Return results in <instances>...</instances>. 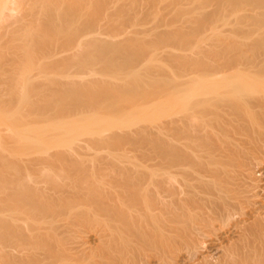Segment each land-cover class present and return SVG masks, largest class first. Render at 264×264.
<instances>
[{
    "label": "bare ground",
    "instance_id": "6f19581e",
    "mask_svg": "<svg viewBox=\"0 0 264 264\" xmlns=\"http://www.w3.org/2000/svg\"><path fill=\"white\" fill-rule=\"evenodd\" d=\"M166 2L177 22L200 21L160 30ZM181 2L0 0V264H264V140L245 133L264 130V48L252 50L264 45V0H189L192 12ZM231 12V30L249 20L243 41L215 31ZM167 40L178 50L198 43L194 62L168 70L150 57ZM44 65L81 74L57 80ZM160 97L161 134L146 135V120L133 121ZM111 118L128 129L110 135ZM79 122L98 139L76 138ZM124 136L136 150L87 163L82 149ZM86 223L98 231L72 232Z\"/></svg>",
    "mask_w": 264,
    "mask_h": 264
},
{
    "label": "rangeland",
    "instance_id": "374dc122",
    "mask_svg": "<svg viewBox=\"0 0 264 264\" xmlns=\"http://www.w3.org/2000/svg\"><path fill=\"white\" fill-rule=\"evenodd\" d=\"M181 1V0H180ZM179 2V1H178ZM187 2H189V0H182V2L181 3H183V4H177V5H179L180 7H186L185 9H187V7H190V9L191 8H193V10H194V6H190V2L189 3H187ZM177 5H175V6H177ZM184 5V6H183ZM159 6V5H158ZM157 6V7H158ZM172 6H173V10L171 9L172 8ZM167 7V8H166ZM170 7V8H169ZM178 7V6H177ZM176 7V8H177ZM213 6H210L209 7V10H211V11H214V8H212ZM156 8V7H155ZM154 8V9H155ZM168 8H169V10H168ZM176 8L174 7V5H169L168 4V2H166V4L164 3L163 4V7H162V5L161 6H159L158 8H156V9H158V10H156V11H158V13L161 15V13L164 15L165 14V16H163V21H162V24L163 25H161L162 27H160V30H162L163 31V29H164V32L166 31V32H169V31H171L172 32V30L174 29L175 30V28H178V26L179 25H184V26H181L182 28H184V30L186 29L188 32H189V30L188 29H190L191 27L193 28L194 27V25H195V23H198V22H195V23H193L194 21H192V22H189V19H188V22H184V20H183V22H177V20H179V19H182V16L180 15V14H178L179 13V10L177 11L176 10ZM189 9V8H188ZM208 9V7L206 8V10ZM208 10V11H209ZM228 10V9H227ZM168 11V12H167ZM171 11V12H170ZM176 11V12H175ZM188 11H190V12H192V9L191 10H188ZM211 11H209V12H211ZM228 11H233V10H228ZM225 12V11H224ZM249 12L250 11H247V13L249 14ZM167 13V14H166ZM217 13H218V11H217ZM228 13V12H227ZM232 13V14H231ZM230 14H231V16L229 15V14H226V16L227 17H225L226 18V20L227 21H217V24L216 25H218L217 26V28H216V30L212 27V26H209V28H210V30H209V32L207 33L209 36H212L213 35V33H214V30L216 31V32H218V33H221L222 34V36L225 34L226 36L227 35H229V34H231L232 32H233V34H231V35H233L234 37H235V39L234 40H236V42L237 41H243L244 39L242 38V34H245V31H248V30H250V27L251 26H249L248 24H247V21H249V20H245V21H243V23H241V25H239V26H241V27H243L244 25V28H240V29H238L237 31L235 30H231V29H234L233 27V22H232V25H230L231 23H230V19H232L233 17H234V14H233V12H231ZM176 14H178V15H176ZM191 14L192 13H188V14H186V16H183L184 18H187V16H191ZM228 15L231 17V18H229V21H228ZM232 15H233V17H232ZM162 16V15H161ZM179 16H181V17H179ZM245 16H246V12H245ZM165 17V18H164ZM191 19V18H190ZM194 19V18H193ZM192 19V20H193ZM234 19V18H233ZM233 19H232V21H233ZM245 19H247L246 17H245ZM165 20V21H164ZM173 21V22H172ZM191 21V20H190ZM196 21V20H195ZM168 22V23H167ZM169 22H171V24H169ZM175 22V23H174ZM226 22H229V23H226ZM184 23V24H183ZM250 23V22H249ZM264 24V22H261V24ZM190 24V26H188ZM191 24H193V25H191ZM200 24V23H199ZM246 24H247V26H249V27H247L246 26ZM151 26V24L149 23V24H144V25H137V26H135V25H129V27H127L129 30H133V29H136V28H144V27H150ZM260 25V24H259ZM188 26V27H187ZM200 26V25H199ZM261 26V25H260ZM262 26H264V25H262ZM262 26H261V28H262ZM181 27H179V28H181ZM187 27V28H186ZM192 28H191V30H192ZM206 28H208L207 26H206ZM208 28V29H209ZM212 28V29H211ZM239 28V27H238ZM258 29H259V26H258ZM185 30V31H186ZM190 30V31H191ZM212 30V31H211ZM230 30V31H229ZM264 27L262 28V29H260L259 31L261 32H263L262 33V36H263V34H264ZM186 31V32H187ZM211 32V33H210ZM261 34V33H260ZM151 35V34H150ZM150 35L148 36V37H150ZM224 35V36H225ZM195 36V35H194ZM194 36H191V37H193L194 38ZM261 36V35H260ZM262 36H261V38H262ZM191 40V39H190ZM167 41H169V40H167ZM166 41V43H168V44H166V46H164L163 48H160L158 51H154V52H152V54L150 55V57L151 56H156L157 57V59H165V57H166V59L163 61L162 60V63H164L167 67H168V70H170V69H172L171 68V66H175V68H178L177 66H179V67H181V66H183V65H187V64H189V63H191V62H194V58H196V55H195V50L196 49H198L197 48V46L199 45L198 43H195L194 44V46H193V49L191 50V49H181V50H178V49H175V48H173L174 46H173V44L174 43H170V42H172V40L171 41H169V42H167ZM193 41V43L195 42V39L194 40H192ZM232 41V40H231ZM186 43H187V41H186ZM261 44H257V45H254L253 47H252V50H254V51H256V52H261V49H263L264 48V45L262 44L261 46H260ZM203 50L204 48H199V51H201V50ZM167 50V51H166ZM173 50V51H172ZM259 50V51H258ZM199 51H197V53L199 52ZM262 51H264V50H262ZM166 52V53H165ZM171 53H177V55L178 54H180V55H178L179 57H177L176 59H173L172 58V60L171 59H168L167 57H169L168 55L169 54H171ZM193 53V54H192ZM164 54V55H163ZM167 55V56H166ZM193 55V56H192ZM153 56V57H154ZM164 56V57H163ZM190 57V58H189ZM193 57V58H192ZM203 59H205V60H207L208 58L207 57H203ZM148 60H150V58L148 59ZM196 60V59H195ZM198 60V59H197ZM201 60V59H200ZM221 61H223V63H226V62H229V63H227L228 65L227 66H232L233 64L234 65H236L237 67H236V71L237 70H239V72H245V73H249V72H251V70H250V67L249 66H243V64L242 65H239V63H244V62H246L244 59H239V60H237L236 61V59L234 60V58L233 59H231V58H225V59H223V60H221ZM44 66H48L47 67V71L48 72H51L52 71V67H53V72H51L50 74H51V76L54 78V79H57V80H60V79H64L65 77H70V76H75V75H79V74H81L80 72H79V70H80V68L78 67V66H71V67H69V68H66V69H58V67H57V65L56 66H51V65H44ZM57 68V69H56ZM249 68V69H248ZM98 69V68H97ZM264 69H261L260 70V72L263 74L264 72H262ZM113 71V70H112ZM227 73V71H225V72H223V73H221L220 75H223V74H226ZM256 76V75H255ZM248 77H251V79H250V81H252V82H254V81H257L255 78H253L252 76H251V74L248 76ZM45 83V82H44ZM43 83V87L45 86V84ZM47 84H46V88H48L47 87V85L49 84L50 86H51V81H47L46 82ZM259 86H264L263 84H264V82H261V80L260 81H258V83H257ZM264 90V88H261V90ZM261 93H259L262 97L264 96V91L262 92V91H260ZM261 97V101L259 102V104L260 103H262V99H264V98H262ZM162 100H163V98H158L157 100H155L154 101V103H152V106H151V108H150V113L148 112V113H145V112H143V114L141 113L140 115H139V117L137 118V119H133L134 121V123L137 121L138 123L140 122V123H143V121H145L143 124H141V125H145L146 127H148L149 125V127L147 128L148 130L145 132V134L147 135V134H151V133H156L157 135L158 134H161V132H160V130H159V127L160 126H162L161 124H162V120H163V118H164V112L162 111ZM159 104V105H158ZM160 106L159 108H160V111H158L159 110V108L157 107V106ZM253 105V104H252ZM155 108V109H154ZM253 108H254V110H256V109H259L260 107H259V105H255V103H254V105H253ZM151 109H152V111H151ZM163 112V113H162ZM151 113L152 114H154V115H151ZM156 113H158L157 115L158 116H155L156 115ZM161 115V116H160ZM153 116V117H152ZM150 117V118H149ZM155 117V118H154ZM161 117H163V118H161ZM73 119H75V120H77V117H72ZM72 118H70V117H65V121H67L68 119L69 120H72ZM142 118V119H141ZM151 118H153L152 120H151ZM150 119V120H149ZM157 119V120H156ZM120 120H122V119H118V118H116V119H114V118H111L110 120H107V122H108V126L110 125V127H109V129H108V126H107V129H108V131H107V133H110V135H112V132H113V134L114 133H120L121 131H123V130H126V129H128L126 126H124V124L125 123H122L121 124V122L122 121H120ZM154 120V121H153ZM149 121L151 122V123H149ZM124 122V121H123ZM130 122L131 123H133L132 122V119L130 120ZM112 123H114V124H112ZM139 123V124H140ZM146 123V124H145ZM262 124H264V120L262 119V122H261ZM44 124H46V123H40V124H38V125H44ZM78 124H81L82 126L84 125L83 124V122H79ZM158 124H160V125H158ZM117 125V126H116ZM153 125V126H152ZM158 125V126H157ZM80 126V125H79ZM85 126V128L84 127H82V128H84V132L82 131L80 134L78 133V135L76 136V138H79V140L80 141H85V140H87V141H93V140H96V139H98V136H99V134L101 133V132H99V130L98 129H96L95 131L96 132H92L93 130L91 129L90 130V132H89V128H86V125H84ZM134 126V125H133ZM135 126H136V124H135ZM134 126V127H135ZM155 126V127H154ZM112 127H114V128H112ZM124 127V128H123ZM259 127V126H258ZM257 127V128H258ZM112 128V129H111ZM119 128V129H118ZM152 128V129H151ZM87 129H88V131H87ZM264 128H262V130H263ZM77 130H79V128H77ZM85 130H86V132H85ZM151 130V131H150ZM157 130V131H156ZM150 131V132H149ZM250 131V132H249ZM98 132V133H97ZM261 132V131H260ZM8 133V137H9V135H10V133L9 132H7ZM93 133V134H92ZM245 133H247V134H249L250 135V137H252V139H254L253 138V135H254V137H260V136H262V139L264 140V130L262 131V133H259V132H256V127H253V126H251L250 124H246V132ZM122 134H125V133H122ZM259 134V135H258ZM90 135V136H89ZM93 135V136H92ZM96 135V136H95ZM238 137H240V135L238 136ZM244 137H246V136H244ZM10 140H12V138L10 139ZM9 140V141H10ZM76 140V139H75ZM8 141V145H10V146H12V145H14V143H15V141H13V142H9ZM66 141H68V139L66 140ZM71 141V140H70ZM77 141H78V139H77ZM253 141V140H252ZM72 142H73V140H72ZM71 142V143H72ZM134 142V141H133ZM133 142H131L129 139H128V137H126V136H124V138L119 142V145H116V146H113L112 148H103L101 151H99V152H92V151H88V150H84V149H82V152H84V154H86L85 156H86V161H87V163H91L90 161L91 160H94V159H96V158H103L104 156H106V155H109V154H111V153H114V152H123V150L124 151H128L129 149V151H134V150H136V148H134V145H133ZM10 143V144H9ZM68 144H70L69 142H67ZM15 145H16V143H15ZM18 145H20V144H18ZM17 145V146H18ZM113 148H114V150H113ZM53 149V150H52ZM51 150H50V152H53V151H55V148H52ZM254 151H256V147H255V150ZM87 152V153H86ZM104 154H102V153ZM105 152V153H104ZM43 153H40V152H35V153H33V154H30V155H26L25 157L26 158H31V157H35L36 155H38V156H41ZM97 154V155H96ZM99 155V156H98ZM23 163H21V165H22ZM264 165V164H263ZM13 172H15V170L13 171ZM260 176V177H259ZM258 177L260 178V184L262 185V187L263 188H261L260 190H261V192H260V195H261V197L262 196H264V169H263V172L259 175L258 174ZM44 183L42 182V183H39L38 185H43ZM66 185H68V184H61V186L60 185H58L57 186V188H59V189H65V188H67V186ZM61 187V188H60ZM262 193V194H261ZM258 207V206H257ZM251 210H253V205L252 206H250L249 207V209H248V211H250L251 212ZM259 210L260 211H262V214L264 215V207H262V205H260V207H259ZM256 213V211H253V212H251V214L252 215H254ZM242 217V216H241ZM241 219V218H240ZM58 223H59V225H61V228H60V230H66L65 229V227H67L66 226V220L64 221V220H60V221H58ZM90 229V230H89ZM92 229V230H91ZM94 230V231H93ZM46 231H48V230H46ZM95 232V231H98V230H96L95 228H93L92 227V225L90 226V223H86L85 225H79V227L76 229V231H72V232Z\"/></svg>",
    "mask_w": 264,
    "mask_h": 264
}]
</instances>
